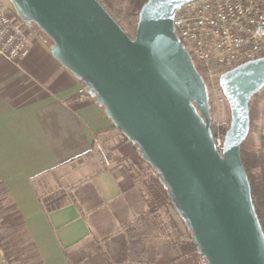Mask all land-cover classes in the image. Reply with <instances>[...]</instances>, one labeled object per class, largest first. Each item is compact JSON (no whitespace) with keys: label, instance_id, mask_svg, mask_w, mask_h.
Returning a JSON list of instances; mask_svg holds the SVG:
<instances>
[{"label":"water","instance_id":"1","mask_svg":"<svg viewBox=\"0 0 264 264\" xmlns=\"http://www.w3.org/2000/svg\"><path fill=\"white\" fill-rule=\"evenodd\" d=\"M194 1L148 0L132 39L99 0H9L160 173L208 264H264V234L241 159L250 103L264 88V57L221 76L231 122L220 152L207 87L174 25L178 10Z\"/></svg>","mask_w":264,"mask_h":264},{"label":"crops","instance_id":"2","mask_svg":"<svg viewBox=\"0 0 264 264\" xmlns=\"http://www.w3.org/2000/svg\"><path fill=\"white\" fill-rule=\"evenodd\" d=\"M121 140L105 110L53 57L46 40L32 36L19 64L0 59V181L44 264H69L64 248L89 239L91 231L74 205L47 214L37 181L52 171L66 186L91 179L105 201H113L133 185L125 164L147 167L131 143L117 146ZM98 143L110 154L109 165L86 163L96 157ZM85 264L108 262L97 252Z\"/></svg>","mask_w":264,"mask_h":264},{"label":"trees","instance_id":"3","mask_svg":"<svg viewBox=\"0 0 264 264\" xmlns=\"http://www.w3.org/2000/svg\"><path fill=\"white\" fill-rule=\"evenodd\" d=\"M99 1L134 39L139 13L148 0ZM261 91L252 98L250 117L258 105L254 99L261 95ZM251 127L252 121L250 132ZM120 134L122 140L117 146L131 143ZM249 135L241 146V159L254 210L264 234V136L260 138V146L256 147L250 142ZM131 144L147 167L126 163L133 185L113 201H105L91 179L66 186L60 173L52 171L37 181L40 202L47 214L74 205L90 228L89 239L64 248L69 264H85L86 259L97 252L104 254L108 264H208L193 241L189 224L178 215L169 187L160 173L145 162L138 145ZM95 153L97 155L96 146ZM51 174L55 178L49 183L47 179ZM14 229L11 225L0 226V251L4 254L5 263L44 264L29 234L21 233L23 228Z\"/></svg>","mask_w":264,"mask_h":264},{"label":"built area","instance_id":"4","mask_svg":"<svg viewBox=\"0 0 264 264\" xmlns=\"http://www.w3.org/2000/svg\"><path fill=\"white\" fill-rule=\"evenodd\" d=\"M174 25L210 100L222 90L224 73L264 57V0H196L178 10ZM28 29L6 0H0V59L19 64L28 56ZM226 133L221 124L212 129L220 152Z\"/></svg>","mask_w":264,"mask_h":264},{"label":"rangeland","instance_id":"5","mask_svg":"<svg viewBox=\"0 0 264 264\" xmlns=\"http://www.w3.org/2000/svg\"><path fill=\"white\" fill-rule=\"evenodd\" d=\"M6 6L11 7L12 5L9 2V0H6ZM30 33V38L33 36L34 38H40L42 40H46L49 45H52V41L48 38V36L43 33L40 29L36 27L34 31L28 29ZM216 96L214 97L210 95V105H211V118H212V129H214L217 125L221 124L224 128H229L230 122H231V114H230V108L227 103V100L222 92V90H218L215 92ZM210 94V93H209ZM261 95L259 97H256L254 101L258 102L257 107H254V110L252 112L251 121H252V127L251 132L249 135L250 142L254 143V145L260 146L261 144V137L264 136L262 128V122L264 119V88L262 89ZM136 150V148H135ZM96 152L95 156L91 160H87V164H95L99 163V166H103L106 164L105 159H110L108 157V151L105 149V147L98 143L96 146ZM137 152V150H136ZM138 153V152H137ZM138 156L140 157L139 153ZM140 163H142V159L140 157ZM107 165V164H106ZM58 174V173H57ZM59 175V174H58ZM57 176V175H56ZM54 176L51 174L48 176L47 182H53ZM15 207L12 205V203L9 201V198L3 188V185L0 181V226H6L11 225L15 229L14 230H20L22 227L19 225V223L16 220L15 215ZM26 232L24 229L21 233ZM25 240V239H24ZM0 264H7L4 261V254L2 251H0Z\"/></svg>","mask_w":264,"mask_h":264}]
</instances>
